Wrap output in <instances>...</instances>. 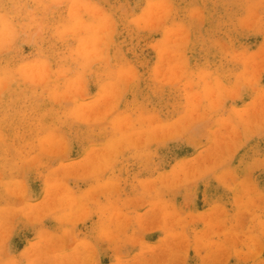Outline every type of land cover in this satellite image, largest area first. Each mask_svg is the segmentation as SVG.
Returning <instances> with one entry per match:
<instances>
[{"label": "rangeland", "instance_id": "374dc122", "mask_svg": "<svg viewBox=\"0 0 264 264\" xmlns=\"http://www.w3.org/2000/svg\"><path fill=\"white\" fill-rule=\"evenodd\" d=\"M0 264H264V0H0Z\"/></svg>", "mask_w": 264, "mask_h": 264}]
</instances>
